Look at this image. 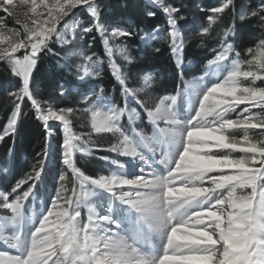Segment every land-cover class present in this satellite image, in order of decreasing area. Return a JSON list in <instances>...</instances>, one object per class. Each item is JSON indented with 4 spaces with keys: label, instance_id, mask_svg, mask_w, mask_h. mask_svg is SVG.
Segmentation results:
<instances>
[{
    "label": "snow or ice",
    "instance_id": "1",
    "mask_svg": "<svg viewBox=\"0 0 264 264\" xmlns=\"http://www.w3.org/2000/svg\"><path fill=\"white\" fill-rule=\"evenodd\" d=\"M185 7L145 0L141 17L128 22L107 18L103 0H0V63L18 78L0 142L17 136L25 101L45 130L30 171L5 183L10 169L0 163V264H264V0L239 13L235 0H221L195 29L181 26ZM158 11L164 26L141 27ZM226 12L232 21L217 31ZM247 20L259 28L249 47ZM184 30L200 47L215 42L203 74L190 81ZM94 34L116 82L112 93L65 81L42 102L33 83L46 57L59 64L61 52L79 55L80 63L61 70L80 84L100 76L105 61L79 51L88 35L92 47ZM137 40L145 49L160 41L169 53L180 81L170 93L133 55ZM73 91L81 106H61ZM76 122L89 131H74ZM54 126L62 167L49 192ZM104 134L114 142H93ZM93 149L113 154L97 157L107 174L78 167L76 154ZM41 185L48 195L37 210Z\"/></svg>",
    "mask_w": 264,
    "mask_h": 264
},
{
    "label": "trees",
    "instance_id": "2",
    "mask_svg": "<svg viewBox=\"0 0 264 264\" xmlns=\"http://www.w3.org/2000/svg\"><path fill=\"white\" fill-rule=\"evenodd\" d=\"M177 3H180L181 0H176ZM210 0H208V3ZM145 0H107L106 5V16L107 18L115 19H125L132 22L141 17L143 12ZM182 3L186 6L183 11L187 16V21H181L182 28L187 24L188 28H193L192 26L195 23V20H200L201 22L206 21V15L210 14L208 9L209 6L204 7V11L199 10L196 7L195 0H182ZM258 3V0H235V7L237 13L241 10H246L249 6L255 7ZM232 21V16L226 12L224 14L222 23L214 26L217 31H221L222 28ZM164 17L161 12H157L155 18L144 19L141 27H144L146 31H151L153 27L157 24L164 26ZM237 26L240 27V22L237 20ZM189 34L188 30H184V35L187 37ZM259 34L258 25H256L254 20H247L243 24V35L245 41V47L252 46L251 38ZM96 40L93 43L92 47L101 56L104 55V49L102 42L98 34H94ZM90 38L91 35H88ZM197 36H193L196 38ZM199 38V37H198ZM200 39V38H199ZM197 40V39H196ZM92 42V41H90ZM197 43H189L186 48V53L191 52L193 59L196 61L197 66L203 68V61L205 57H210L211 54H208L210 47H215V42L213 40H208L204 47H200L199 41ZM135 45L139 46V43L135 41ZM156 47L161 48V54L154 53L153 49ZM58 48V46H57ZM207 52V53H206ZM139 57V56H138ZM60 63L58 64V58L46 57L41 65L40 71L36 73L33 86L36 85L37 90L39 91V97L42 102L47 100L48 96L51 94H56L59 92L57 85L61 82H68L65 86L69 87L70 85H77L78 89H84L87 87V84H80L74 78V73L61 70L62 65L66 62L69 65H72L73 68L77 65V61L74 58L68 59V55L61 52L59 57ZM140 64L155 75L158 76V70L163 75H167L172 71V62L169 59V53L165 50L163 44L158 41L152 49L146 50L143 52V56L140 57ZM106 76L111 78V82H107L105 79H101L103 88L109 94L112 93L111 88L116 87V82L111 76L110 71L106 68ZM259 84L261 82L257 81ZM18 78H13L9 74L3 71V64L0 63V130L3 129V126L7 122V117L10 115L12 103L11 98L8 96L9 92H14L17 90ZM35 87V86H34ZM77 98L75 103L73 98ZM79 100V91H73L72 94L66 99L59 101L61 106H76ZM23 114L20 120L19 132L17 136L6 137L2 142L0 147V160L8 158V149H13V154L11 160L9 161L12 165L13 175L15 178H18L22 173H25L30 164L36 162L37 153L42 152L44 144V135L45 130L41 122L37 121L33 114V109L30 106V103L25 101L22 105ZM57 134L53 137V143L56 149L62 143V134L59 129H56Z\"/></svg>",
    "mask_w": 264,
    "mask_h": 264
},
{
    "label": "rangeland",
    "instance_id": "3",
    "mask_svg": "<svg viewBox=\"0 0 264 264\" xmlns=\"http://www.w3.org/2000/svg\"><path fill=\"white\" fill-rule=\"evenodd\" d=\"M106 1L107 0H103L104 5H105ZM195 1H196V7L199 10L204 9V7L207 4H208L207 6H209L211 8V7L218 6L221 3V0H210L209 3H208V0H195ZM0 15H2V13H0ZM78 18H80L83 21L84 26L88 25L89 17L87 16L86 12H83V11L79 12L78 13ZM110 19L119 20V19H115V18H110ZM122 20H125V19H122ZM125 21L129 22V20H125ZM200 24H205V22H201L200 20H195V23L192 26L193 27L192 29H195V27L197 25H200ZM9 25L10 26H14V27H18L17 25H14L11 20L9 21ZM193 36H195V35L194 34H190V33L188 34L187 37L185 36L186 48H187L189 43H193V42L197 43L196 41L200 40L198 37L193 38ZM90 41H92V37L90 38L89 36H85L83 41H82L83 47L81 49H79V51H85L86 54H88V55H91L93 52H95L97 56H99L101 59H103L105 61V63L102 66L103 67V71L101 72L100 76L92 78L89 81V83L87 84V87H85L84 89H87L89 87H94V88H97V90H98L99 87H103L102 83L100 82V80L102 78L105 79L107 82H111V78L106 76V74H104V73H106V70H107L106 69L107 68V59H106V57L104 55L101 56L100 53L97 52L95 49L88 48L87 45H88V43H90ZM137 42L139 43L138 40H137ZM157 42L158 41L153 42L151 47H148L147 49H145V47L143 45H141V44H139V46L135 45L134 50H133V55L142 57L143 56V52L146 51V50L152 49ZM207 52H208V54H211L209 50ZM72 58H74L77 61V64L80 63L81 57L79 55H77L75 57H72ZM68 59H71V58H69V56H68ZM188 60H190L192 62V64H191V69L192 70L185 72V79L190 81L193 78V76L202 75L203 74V72H202L203 68H201L200 66H197L196 61L193 59L191 52L186 53V61H188ZM157 73H158V76L157 75L156 76L159 78V84L162 85L164 89H167V91L169 93L180 82L179 78L173 75V70L170 71L167 75L161 74V72L159 70H158ZM257 84H259V83L257 82ZM34 86H33V88L37 89L36 85H34ZM112 89L113 88H111V90ZM81 90H83V89H81ZM116 95L118 96V90H117ZM77 103L78 104L76 106H73V107H80L81 106L80 103H79V100H78ZM254 111H256V110L254 109ZM54 128H55V134L54 135H56L57 134L56 129H59V128L55 127V126H54ZM73 130L76 131V132L89 131L88 128H81L79 122H76L74 124V129ZM92 139H93L94 143L101 144V145H107L110 142H114V138H112L108 134H104V135H101V136L93 135ZM2 142H0V147L2 145ZM101 155H113V154L105 153V152H101V151H96L95 149H93V153L90 156H84V155H82L80 153H77L76 154L77 165H78V167L81 168L82 171H85L86 174H88V175L107 174V172L102 168V162L97 159V157H99ZM119 159L124 160L126 158L119 157ZM0 163H7L9 165V169H10L9 175H8V177L4 178V180H5V183L12 182L13 169H12L11 163L9 161H7L6 159H1ZM34 164L35 163L30 164L29 167L27 168L26 172L30 171V169L32 168V166ZM60 167H62V165L60 164V148L58 147V149H56V147H55V154L51 158V160H50V162L48 164V184H47V187H48V191L49 192H51L52 185L55 183L56 172L59 170ZM23 174L24 173H22L20 176H22ZM20 176L18 178H20ZM18 178H16V179H18ZM3 186H4L3 184H0V187H3ZM44 187H45L44 185H41L40 196H39V198L37 199V202H36L37 210H38V206L41 204V202L47 199L48 193L44 192Z\"/></svg>",
    "mask_w": 264,
    "mask_h": 264
}]
</instances>
